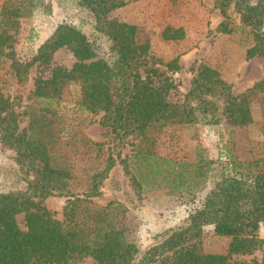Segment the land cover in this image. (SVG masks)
<instances>
[{
    "label": "trees",
    "instance_id": "1",
    "mask_svg": "<svg viewBox=\"0 0 264 264\" xmlns=\"http://www.w3.org/2000/svg\"><path fill=\"white\" fill-rule=\"evenodd\" d=\"M68 2L75 12H84L80 24L77 12L59 22L31 57L10 56L8 72L18 82L35 62L45 66L27 96L23 126L13 98L0 92V144L14 151L20 182L15 188L0 185V264H78L87 257L96 264H264V252L249 260L237 258L264 245L258 235L264 221V139L260 154L249 159L223 144L226 171L202 195L213 158L199 151L192 159H176L154 148L157 133L171 123L217 124L224 119L234 126L247 124V94L234 93L218 69L200 63L183 98L173 99L177 81L168 71L180 68L179 59L172 57L160 68L137 25L111 16L125 0L61 4ZM231 2L238 23L226 13ZM50 4L2 0L0 60L8 54L21 18L48 11ZM217 6L225 17L220 30L240 29L243 39L251 36L246 57L264 60V0H226ZM183 35L182 27L166 26L162 32L164 39ZM62 47L71 52L72 62L52 64L49 51ZM263 85L264 73L253 87ZM70 90L75 91L74 100L66 97ZM99 113L104 133L113 142L106 150L75 122ZM129 134L139 139L126 156L122 148ZM118 163L138 197L156 189L180 193L190 202L197 199L198 204L162 238L145 245L144 237L132 235L122 201H93ZM1 176L0 171V181ZM54 193L67 196L62 218L43 204ZM207 224L215 234L229 237L226 252L203 250L201 235Z\"/></svg>",
    "mask_w": 264,
    "mask_h": 264
},
{
    "label": "rangeland",
    "instance_id": "2",
    "mask_svg": "<svg viewBox=\"0 0 264 264\" xmlns=\"http://www.w3.org/2000/svg\"><path fill=\"white\" fill-rule=\"evenodd\" d=\"M63 0H51L48 11H43L28 17L21 18L20 27L11 39V45L0 60V92L13 98L15 109L19 114V124H25L22 110L30 90L33 88L34 77L44 70V64L35 62L28 67L26 77L18 82L8 72V63L11 57L29 58L38 46L48 40L57 24L71 15L80 16L82 11L72 9L70 3L61 4ZM126 3L114 9L111 16L135 23L142 39L150 43L151 52L156 65L162 68V63L177 56L180 68L168 71L177 81L172 90V98L181 100L190 87V80L200 63L207 64L219 70L221 77L230 83L231 90L246 93L249 101L251 119L244 125H231L221 120L217 124L202 123H171L157 133L154 142L156 152L176 159H192L200 151L202 155L214 159L213 169L199 191L204 194L226 171L223 144L233 147L234 152L241 159H249L259 155L264 139V85L262 88L253 87L255 82L263 76L264 60L255 55L246 57V47L251 43V36L243 39L240 29L231 33L222 32L220 23L225 20L217 2L226 0H125ZM233 1V0H231ZM256 2L257 0H251ZM2 0H0V5ZM74 8V7H73ZM47 9V6L46 8ZM74 11V12H73ZM83 13V14H82ZM226 13L235 23L238 15L234 10L233 2L227 5ZM77 16V15H76ZM74 22V21H73ZM76 23V22H75ZM84 23V22H83ZM80 24V23H79ZM166 26L182 27L184 35L177 40L164 39L162 32ZM86 31L87 26H83ZM51 62L71 63L73 56L69 50L57 48L50 50ZM11 56V57H10ZM144 67V66H143ZM143 67L141 72H145ZM75 91L70 90L67 99H75ZM71 104H68V107ZM70 108V107H69ZM70 112V111H69ZM100 114L92 117H82L75 122L87 138L103 143V148H112L113 142L104 133L100 123ZM139 137L129 134L125 138L123 154L129 156L134 151ZM14 151L3 148L0 144V171L2 172L0 185L3 188H15L20 184L14 167L16 166ZM101 187V193L93 197L98 204H105L110 200H119L128 207L129 226L132 235L141 236L144 244H150L163 237L168 228L182 221L191 211L192 206L198 204L197 199L190 202L188 197L173 191L149 190L136 195L129 174L125 173L122 164H116L110 171ZM133 197L130 200L129 196ZM67 196L50 194L43 204L62 218V208ZM193 203V204H192ZM191 204V205H190ZM20 218V217H19ZM258 235L264 238V221L260 223ZM229 237L217 235L212 225L203 226L201 246L208 252H226ZM264 252V245L251 253L240 254L237 258L249 260L260 257ZM78 264H96L87 257Z\"/></svg>",
    "mask_w": 264,
    "mask_h": 264
}]
</instances>
